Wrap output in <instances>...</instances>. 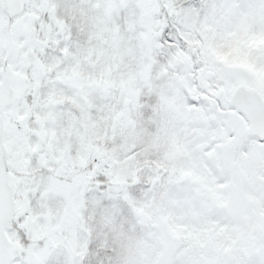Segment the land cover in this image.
Masks as SVG:
<instances>
[{
  "label": "snow or ice",
  "instance_id": "snow-or-ice-1",
  "mask_svg": "<svg viewBox=\"0 0 264 264\" xmlns=\"http://www.w3.org/2000/svg\"><path fill=\"white\" fill-rule=\"evenodd\" d=\"M0 264H264V0H0Z\"/></svg>",
  "mask_w": 264,
  "mask_h": 264
}]
</instances>
